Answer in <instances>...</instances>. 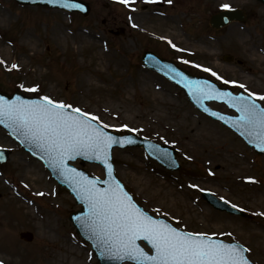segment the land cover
<instances>
[{
	"label": "rangeland",
	"instance_id": "374dc122",
	"mask_svg": "<svg viewBox=\"0 0 264 264\" xmlns=\"http://www.w3.org/2000/svg\"><path fill=\"white\" fill-rule=\"evenodd\" d=\"M82 1L89 5L86 16L0 0V91L63 100L98 116L107 130L170 145L180 164L177 170L161 167L142 148H114L115 176L151 215L187 232L237 241L250 249L247 256L253 263L264 264V155L197 110L179 87L144 68L140 59L150 50L234 92L264 95V6L256 0H233L228 9L239 8L246 18L214 29L208 19L224 8L212 0H136L133 6L142 13L143 28L126 29L121 6ZM77 31L91 32L94 41L79 40L73 36ZM12 64L18 67L12 69ZM140 76L147 80L140 81ZM33 87L37 91H28ZM208 105L233 113L217 102ZM188 130L192 137L185 136ZM0 147L11 151L0 164V261L99 264L68 219L80 208L73 196L1 128ZM74 165L104 177L99 164L77 160ZM201 190L247 216L214 209ZM21 232L30 233L31 239Z\"/></svg>",
	"mask_w": 264,
	"mask_h": 264
},
{
	"label": "snow or ice",
	"instance_id": "6c2138e0",
	"mask_svg": "<svg viewBox=\"0 0 264 264\" xmlns=\"http://www.w3.org/2000/svg\"><path fill=\"white\" fill-rule=\"evenodd\" d=\"M49 2L55 3L57 0ZM119 2L131 6L134 0ZM168 2L171 3V0ZM64 6L82 7L72 2H66ZM169 44L173 48L177 47L171 41ZM17 67L16 64L11 65L12 69ZM204 70L217 76L211 69ZM171 71L197 98H227L228 103L240 113L233 122V127L247 130L249 135L254 134L259 143L264 144V107H260L252 99L255 97L264 101V95L249 92L248 96H233L231 93L221 92L208 81H189L177 69L173 68ZM217 79L223 78L217 76ZM224 83L236 82L225 80ZM239 87L245 88L243 84ZM28 91L35 92L37 88L33 87ZM99 119L79 107L49 96L38 101H26L20 97L8 101L0 97V124L6 123L14 134L23 137L22 142H29L39 148L48 166L57 170L72 184L77 198L87 207V214L80 220L81 227L90 233V238L94 240L96 248L101 250L102 256L119 261H134L135 264H252L245 255L250 249L241 247L238 243L226 244L203 232L178 230L172 224L154 218L141 209L124 186L115 179L110 162L112 146L131 143L132 140L107 133L104 130L107 125L97 126L94 123ZM152 147L160 150L159 146ZM77 157L99 161L105 166L108 179L103 184L106 187H100L99 180L90 179L82 171L68 165L67 161ZM37 195L43 196L44 193L38 192ZM141 240L150 245L151 254L138 243Z\"/></svg>",
	"mask_w": 264,
	"mask_h": 264
},
{
	"label": "water",
	"instance_id": "95a60500",
	"mask_svg": "<svg viewBox=\"0 0 264 264\" xmlns=\"http://www.w3.org/2000/svg\"><path fill=\"white\" fill-rule=\"evenodd\" d=\"M17 1L21 2V3H25V4H42V5H48V6H56V7H61V8H65V9H68V10L81 9L84 14L87 12L86 11L87 9L85 8V6H83V3H81L80 1H77V0H57V2H55V3H51V2H49V0H17ZM259 1H261L264 4V0H259ZM66 2H72V3L80 4V5H82V7H80V8H68V7L64 6ZM240 14H241V11H239V10L222 11V12H219V13L213 15L210 18V24L213 27H215V28H219V27L225 25L226 23H228L231 19H241L242 17L240 16ZM146 57L147 56H144V60H147ZM149 61H150V66L151 67L156 68V70L158 72L164 74L172 82H174V83L178 84L180 87H182L183 90L185 91L186 95L189 97V99L194 103V105L196 107H198L199 109L205 111L206 113L211 115L213 118L221 120L224 124L229 126L231 129H233L235 132H237L241 137H243L244 140L248 143L249 146L254 147L255 150L257 152H259V153H264V144H260L259 141L256 139L254 134L253 135H249L247 130L238 129L236 127H233V122L239 117L240 113L228 103L227 98H225L223 100L222 99H215V98H213V99H203L202 97L201 98H197V96H195V95L190 93V90L185 86V84L181 81V79L179 77H176L175 73L171 71V69L175 68V67L172 66V64L170 65L169 63H165V62H162V61L157 60V59H153V60H149ZM158 65H160L162 67H159ZM178 71L183 73V76L185 78H187L189 81H199V82L208 81V80H206L204 78H200V77L199 78H195V77L189 76V74H187L186 72H183V71H180V70H178ZM208 82H210V81H208ZM210 83H212V82H210ZM216 88L219 89L221 92L231 93L227 89L218 88L217 86H216ZM231 95H233V94H231ZM240 95H244V94L238 93V95H233V96H240ZM244 96H246V95H244ZM0 97L4 98L5 100H8V101H14L17 97H20L21 99L26 100V101H38V100H41V99H38V98L26 97V96H24V95H22V94H20L18 92H14L11 95H7L5 93L0 92ZM208 100L223 101L230 108L236 110L238 112V114L236 116H230V115H225V114L219 113V112H217L215 110H212L206 105V102ZM257 104L259 105V103H257ZM212 113H216V115H213ZM95 124L97 126H99L97 123H95ZM0 126L5 128L6 130H8L9 134L12 137H14L26 150L30 151L35 157L40 159L46 165V167L49 169V171L52 173V175L58 180V182L60 184L64 185V186H66L69 189V191L74 194L76 202L82 204V210L81 211L72 212L69 215V218L73 222V224L75 225L77 232L82 236V238H84L85 240H87L88 242L91 243V246L93 248L95 256L97 257V259L100 262V264H121L123 261H119V260L113 259L112 257H109V256H102L100 254L101 250L96 248L94 240H92L90 238V233H88L83 227H81L80 220H81V218L83 216H85L87 214V207H86V205H84L77 198L76 192L73 190L72 184L70 182H67L65 180V178L58 173L57 170H54L53 168L48 166V162H47L46 158H42L43 154L41 153L39 148H37L35 145H33V144L29 143V142H22L23 141V137L22 136H17L16 134H14L13 130L10 127H8L6 123L5 124H0ZM107 133H109V134H111V135H113L115 137L130 138L132 140L131 143H125L123 145H113V146H120V147H123V146H142L152 158H154L155 160L160 162L165 167H167L169 169H174V168L178 167V163H177V160L175 158V153H174L175 151L172 148L168 147V146H162V145L155 144L152 141L143 139V138L138 137V136L133 135V134L118 135V134L110 133V132H107ZM154 145L155 146H159L160 150L159 151L155 150L152 147ZM111 149H110V153H111ZM8 154H9L8 150L0 148V163L7 161ZM110 157H111V155H110ZM77 158H81V160L83 162L84 161L99 162V161L87 160L84 157H77ZM110 162L112 163L111 159H110ZM67 163H68V161H67ZM70 167H73V166H70ZM103 167H104V170H105V173H106V179L105 180H107L108 179L107 171H106V168H105L104 165H103ZM73 168H75V167H73ZM78 170L82 171L86 176H88L85 171L80 170V169H78ZM88 177L90 179L93 178L91 176H88ZM96 179L99 180L98 178H96ZM99 181L101 182L100 185H99L100 187H106V185L103 184V181H101V180H99ZM202 195L207 200V202L210 203L216 209L225 210V211H228L229 213L244 215L243 213H241L240 211H238L234 207L228 205L224 201L216 199L214 196L210 195L209 193H202ZM159 219H162L165 222H167L164 218H159ZM20 235L22 237L26 238V239H31V235L29 233L22 232ZM212 238L224 242L221 239L214 238V237H212ZM224 243L228 244L227 242H224ZM230 243H236V242H230ZM245 255H246V253H245ZM132 262H134V261H132Z\"/></svg>",
	"mask_w": 264,
	"mask_h": 264
},
{
	"label": "bare ground",
	"instance_id": "6f19581e",
	"mask_svg": "<svg viewBox=\"0 0 264 264\" xmlns=\"http://www.w3.org/2000/svg\"><path fill=\"white\" fill-rule=\"evenodd\" d=\"M108 1H112L117 6H121L124 9L125 12H124L123 18L121 20L124 28H126V29H132V28L141 29V28H143L142 21H141L142 13L140 11H138V9L136 7L133 6L136 3L138 4V2L136 0H134V3H132L131 6H126L125 4L120 3L119 0H108ZM212 1L214 2V5H217V7H219V8H226V7H223V5H228V7H229L231 5V3L233 2V0H212ZM111 18H112V16H110V19ZM163 22H165V21H163ZM133 25H137V26L133 27ZM161 25H162V22H159V24L157 26H161ZM230 25H232L230 27V31L232 32L233 31L232 29H235V27H234L235 24H230ZM55 30H57V29H55ZM233 32L236 33L235 31H233ZM73 36L78 38L79 40L89 39L91 41H94V36L89 31H87V32L77 31ZM209 45H211V44H209ZM139 80L140 81H146L147 78H146V76H140ZM185 136H191L192 137L191 132L188 130L185 133ZM48 222H50V220H48ZM44 229L50 230L48 227H45Z\"/></svg>",
	"mask_w": 264,
	"mask_h": 264
}]
</instances>
